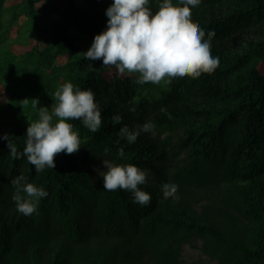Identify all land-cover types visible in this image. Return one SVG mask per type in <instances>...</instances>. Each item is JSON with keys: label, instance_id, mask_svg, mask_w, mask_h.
<instances>
[{"label": "trees", "instance_id": "obj_1", "mask_svg": "<svg viewBox=\"0 0 264 264\" xmlns=\"http://www.w3.org/2000/svg\"><path fill=\"white\" fill-rule=\"evenodd\" d=\"M112 3L0 0V264H185V245L212 262L200 264H264V0H201L192 19L215 32L219 66L160 84L85 60ZM68 82L95 94L102 124L69 121L81 148L38 173L2 137L22 153L38 107ZM145 123L134 143L119 134ZM104 159L146 170L150 203L104 190ZM21 174L48 193L30 216L12 199ZM164 183L178 199L163 197Z\"/></svg>", "mask_w": 264, "mask_h": 264}, {"label": "clouds", "instance_id": "obj_2", "mask_svg": "<svg viewBox=\"0 0 264 264\" xmlns=\"http://www.w3.org/2000/svg\"><path fill=\"white\" fill-rule=\"evenodd\" d=\"M200 2L179 0L174 5L172 0H163L153 12L149 0H113L106 10L107 29L96 35L91 47L82 54L85 60H102L104 66H114L122 74H138V84L170 83L177 77L195 79L201 74H212L219 66V57L211 53L215 32L206 33L192 19V8L198 7ZM53 95L57 102L51 109L38 107L39 118L27 127L22 153L7 135L2 137L8 142L10 155L15 159L26 157L38 173L45 168H55V158L60 153L71 155L81 148L79 133L69 121L80 120L92 132L98 131L102 124L101 111L90 89L80 90L68 82ZM35 105H38L37 100ZM112 119L114 123L121 122L119 115ZM151 130V125L145 123L136 130L124 126L119 134L126 137L128 143H134L141 132ZM118 155L124 156L122 149ZM103 165L106 169L101 173L104 190L130 191L134 203L142 206L150 203L151 195L139 187L147 182L146 170L107 159L103 160ZM11 183L15 187L12 199L17 211L26 216L36 212L40 199L48 195L42 187L28 183L22 174ZM177 191L178 185H162L165 199H178Z\"/></svg>", "mask_w": 264, "mask_h": 264}, {"label": "rangeland", "instance_id": "obj_3", "mask_svg": "<svg viewBox=\"0 0 264 264\" xmlns=\"http://www.w3.org/2000/svg\"><path fill=\"white\" fill-rule=\"evenodd\" d=\"M44 26H49V25L45 24ZM69 55H70V53H65L61 57H59V60L60 61H66V60H68ZM56 61H58V59ZM65 82H67V81H65ZM183 260H184L185 264L212 263L206 257L202 256L198 249L192 248L188 245L184 246Z\"/></svg>", "mask_w": 264, "mask_h": 264}]
</instances>
